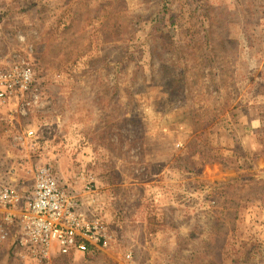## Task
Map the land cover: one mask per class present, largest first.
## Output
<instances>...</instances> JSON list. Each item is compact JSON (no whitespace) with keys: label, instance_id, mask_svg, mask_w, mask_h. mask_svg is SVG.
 Returning a JSON list of instances; mask_svg holds the SVG:
<instances>
[{"label":"rangeland","instance_id":"1","mask_svg":"<svg viewBox=\"0 0 264 264\" xmlns=\"http://www.w3.org/2000/svg\"><path fill=\"white\" fill-rule=\"evenodd\" d=\"M22 62L0 188L48 167L111 235L54 264H264V0H0V72Z\"/></svg>","mask_w":264,"mask_h":264},{"label":"built area","instance_id":"2","mask_svg":"<svg viewBox=\"0 0 264 264\" xmlns=\"http://www.w3.org/2000/svg\"><path fill=\"white\" fill-rule=\"evenodd\" d=\"M33 81L32 69L24 62L1 71L0 102L30 93L37 103L39 95ZM25 134L33 137V131ZM87 188L91 190L93 185ZM0 206L5 211V223L16 231L14 254L25 264H54L57 256L99 253L109 246L107 224L83 211L81 203L60 186L48 167L37 171L31 193L25 198L10 187L0 188ZM7 230L6 225L0 227V243L8 239Z\"/></svg>","mask_w":264,"mask_h":264},{"label":"trees","instance_id":"3","mask_svg":"<svg viewBox=\"0 0 264 264\" xmlns=\"http://www.w3.org/2000/svg\"><path fill=\"white\" fill-rule=\"evenodd\" d=\"M12 252H13V256H14V258H15V259H18V258L15 256L14 251H12ZM93 254H97V253H93Z\"/></svg>","mask_w":264,"mask_h":264}]
</instances>
